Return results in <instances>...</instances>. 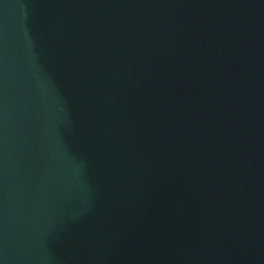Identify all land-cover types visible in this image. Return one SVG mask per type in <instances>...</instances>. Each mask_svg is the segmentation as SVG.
<instances>
[{
    "label": "water",
    "instance_id": "95a60500",
    "mask_svg": "<svg viewBox=\"0 0 264 264\" xmlns=\"http://www.w3.org/2000/svg\"><path fill=\"white\" fill-rule=\"evenodd\" d=\"M0 264H264V0H0Z\"/></svg>",
    "mask_w": 264,
    "mask_h": 264
}]
</instances>
